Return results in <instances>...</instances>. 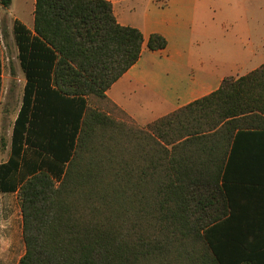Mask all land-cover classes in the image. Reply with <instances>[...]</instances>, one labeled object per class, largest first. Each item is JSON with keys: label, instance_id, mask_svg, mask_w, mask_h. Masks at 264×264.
Here are the masks:
<instances>
[{"label": "trees", "instance_id": "trees-1", "mask_svg": "<svg viewBox=\"0 0 264 264\" xmlns=\"http://www.w3.org/2000/svg\"><path fill=\"white\" fill-rule=\"evenodd\" d=\"M12 33L25 84L0 192H17V264L264 263V208L236 206L216 143L264 129V64L142 127L106 96L144 40L109 0H35L33 31L15 19ZM165 45L149 35V49Z\"/></svg>", "mask_w": 264, "mask_h": 264}, {"label": "crops", "instance_id": "crops-1", "mask_svg": "<svg viewBox=\"0 0 264 264\" xmlns=\"http://www.w3.org/2000/svg\"><path fill=\"white\" fill-rule=\"evenodd\" d=\"M19 1L16 5L17 0H11L8 7L0 4V12L7 16V37L13 41L15 19L33 31L35 0ZM109 1L116 20L138 28L144 39L138 60L106 90V96L139 126L214 92L227 76L237 78L264 64V0ZM151 33L165 38L164 48L147 47ZM1 58L0 163L9 157L13 123L20 107L15 116L8 117V79L12 76L4 73L3 53ZM219 138L216 143L221 146V157L226 152L224 175L236 206L261 204L264 208V129H237L229 143ZM26 155L29 162L30 151ZM9 194L17 192H0V196ZM0 208L12 210L15 217L14 207ZM19 218L22 224L21 214ZM6 224L10 226L9 221ZM15 225L18 232L17 222ZM8 240L5 243L10 253L0 259V264H12L17 256L18 236L10 246ZM254 264L264 263L255 260Z\"/></svg>", "mask_w": 264, "mask_h": 264}, {"label": "rangeland", "instance_id": "rangeland-1", "mask_svg": "<svg viewBox=\"0 0 264 264\" xmlns=\"http://www.w3.org/2000/svg\"><path fill=\"white\" fill-rule=\"evenodd\" d=\"M19 2L20 1L17 0L16 5H18ZM2 12H0V46H1L2 53H3L4 73L8 74L9 72L10 73L9 76H12V77H9L8 79V83H9L8 88L11 91V100L9 102L10 115L8 117L11 118L12 116H15V113L20 104L21 95L23 91V72L19 65V60L17 58V49H16V46L14 44L12 37L11 36L7 37V35L2 37V32H3L2 28L7 25L6 24L7 23L6 13L4 11ZM87 98H88V103L91 107L99 109L103 111L104 113L109 112L113 118L119 121L122 120L124 122L131 123L129 120H127V118H125V116L119 110L112 107L105 100L96 98L95 96H90ZM57 184L58 182H56V185ZM0 202H1L0 205L11 206V207H14L16 210L15 218H16V222L18 225V232L17 234H15V239H17V236H18L19 243L17 242L16 247H15V249L17 248V250L16 252H14L17 256L12 261L13 262L12 264H15L18 256L21 254L22 250L25 248L23 239H22V233H21L22 224H21V218H19L21 211H20V205H19L17 194H9L5 196H0ZM12 216H13L12 210L9 209L8 211H5L4 209L0 208V259L1 258L5 259L10 253L9 249H7L6 247H4L5 249L4 251H2V247H3V244L8 240V238H11L13 235V229L11 228L12 225L7 226L6 224V221L10 222V219L12 218ZM225 224H226L225 221L218 223V225L216 226V229H222L221 227H223ZM15 231H16V228H15ZM205 235L211 236V232L208 231V233L207 234L205 233ZM10 249L12 250V247Z\"/></svg>", "mask_w": 264, "mask_h": 264}]
</instances>
